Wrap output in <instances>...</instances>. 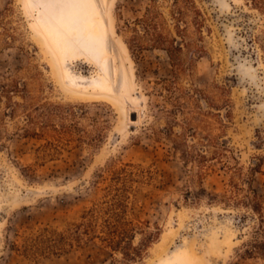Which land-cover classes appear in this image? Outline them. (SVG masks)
Returning <instances> with one entry per match:
<instances>
[{
	"label": "rangeland",
	"instance_id": "374dc122",
	"mask_svg": "<svg viewBox=\"0 0 264 264\" xmlns=\"http://www.w3.org/2000/svg\"><path fill=\"white\" fill-rule=\"evenodd\" d=\"M195 1L206 28L200 42L188 20V40L205 52L178 72L167 52L135 48L152 44L137 23L154 6L174 29L172 0H0V84L17 81L28 90L0 102V264H264L262 254L251 253L256 241L264 242V223L240 202L250 186L264 196V167L250 173L264 155L256 147L258 135L264 137V16L245 0ZM189 56L185 50L183 61ZM224 99L233 113L225 134L216 118L210 121L230 150L224 163L243 173L235 191L230 168L208 155L202 170L167 135L170 128L187 134L185 117L201 132L200 113L224 116ZM42 104L62 108L52 116L61 143L25 132L32 131L26 113ZM128 163L152 173L131 194L142 222L136 221L133 247L160 228L141 258L128 260L124 250L97 238L60 255L33 258L21 251L45 228L63 232L80 223L102 201L110 171Z\"/></svg>",
	"mask_w": 264,
	"mask_h": 264
},
{
	"label": "trees",
	"instance_id": "16d2710c",
	"mask_svg": "<svg viewBox=\"0 0 264 264\" xmlns=\"http://www.w3.org/2000/svg\"><path fill=\"white\" fill-rule=\"evenodd\" d=\"M250 7L258 11L264 16V0H245ZM170 18L175 22L173 30L168 29L167 20L165 16L160 13L157 6L149 10L146 16L139 20L137 24H143L144 37L149 38L152 44L145 45L144 43H137L135 48L144 49L147 46L157 48L167 52L172 62V65L178 72L186 71L193 61L197 58L203 57L204 49L198 47L195 42L188 40L190 38V28L188 20L194 26L196 33L199 36V41H203V29L206 28L205 13L198 7L195 0H172V7L169 12ZM129 49L134 50L133 44L127 42ZM185 50H188L190 56L189 61L186 63L182 59ZM0 102L2 98H8L10 92H20L26 94L28 92L27 86L15 81L12 85L0 84ZM16 91H13V90ZM219 91L223 94L228 93L226 87H218ZM23 90V91H22ZM25 96V95H22ZM30 96V95H26ZM200 96L209 108L221 112L220 105L211 102L208 97L203 93ZM28 97H23L25 100ZM30 98V97H29ZM16 107H24L20 103L15 104ZM226 114L221 116L220 113L212 111H203L200 113L202 117L201 123L203 127H199L201 132L192 125V122L185 117L184 126L189 132L178 134L174 129H168L167 135L176 138L177 148L181 151L182 156L188 162H196L202 170L207 168V163L211 160L218 161L225 168H230L223 159L227 157L230 152L226 142H220L222 136H214L212 133L213 124L210 119L216 118L218 124L222 127V134H225V128L228 122L231 123L233 113L230 110V101L224 99L221 105ZM16 107L10 109L11 116L16 114ZM62 108L57 106L47 105H33L32 111L26 113L28 124L32 131L26 130L29 137L43 139L50 136L61 143V137L56 135L60 132L56 125L52 122V116ZM75 110L70 109L69 115H75ZM184 113V110H180ZM46 118L45 123H41L40 119ZM66 129V128H65ZM205 129H208L206 131ZM191 137L198 142L202 148H198L195 144L189 145L185 137ZM260 144L256 147L260 150L264 149V137L262 134L258 135ZM57 145V144H56ZM221 145V146H220ZM48 146L57 150L54 143L48 142ZM58 147V146H57ZM234 159V158H233ZM235 160V159H234ZM256 162L250 169V173H262L264 167V155H258ZM233 173V181L231 187L235 190H240L238 183L235 182V177L242 176L241 169L230 168ZM152 177V173L140 166L128 163L118 169H113L109 173L107 180L109 184L104 189V196L102 201L95 203L90 209L86 210L82 217L81 222L73 225L68 230L60 232L56 229L45 228L38 235L28 238L21 246V251L28 256L38 258L39 256L52 254L60 255L69 252L75 245L81 244L85 239H101L107 243L114 251L124 250V255L128 260H135L141 258L144 254V248L148 247L160 235V228L156 227L155 232L151 233L145 239V243L141 248L133 247V241L136 236V231L142 223L139 221L135 210L130 206L131 194L135 190L136 184H144ZM247 207L258 214L264 223V196L260 194L253 187L248 188V194L244 200L240 201ZM15 248L18 247L15 245ZM251 253H259L264 256V242L256 241L253 244Z\"/></svg>",
	"mask_w": 264,
	"mask_h": 264
},
{
	"label": "bare ground",
	"instance_id": "6f19581e",
	"mask_svg": "<svg viewBox=\"0 0 264 264\" xmlns=\"http://www.w3.org/2000/svg\"><path fill=\"white\" fill-rule=\"evenodd\" d=\"M69 16H70V13H69ZM134 110V109H133ZM134 111H137V110H134ZM131 113H132V111L131 110H127V118H128V120H130V123L129 124H131V125H135L136 124V122L134 121H131ZM134 113V112H133ZM138 116H139V114H138ZM138 119V118H137Z\"/></svg>",
	"mask_w": 264,
	"mask_h": 264
}]
</instances>
